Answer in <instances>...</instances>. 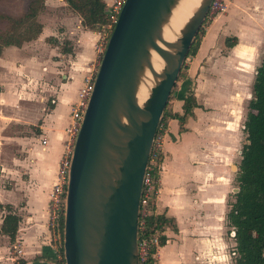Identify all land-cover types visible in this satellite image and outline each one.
Instances as JSON below:
<instances>
[{
    "label": "crops",
    "instance_id": "obj_1",
    "mask_svg": "<svg viewBox=\"0 0 264 264\" xmlns=\"http://www.w3.org/2000/svg\"><path fill=\"white\" fill-rule=\"evenodd\" d=\"M102 1L107 12L114 0ZM43 10L37 38L0 53V205H8L19 218L12 244L0 235V264H16V258L24 264H52L41 258H56L58 238L48 224V194L70 109L98 63L99 32L82 27L62 0H46ZM241 36L247 41L238 49ZM230 37L235 44L226 48L224 40ZM47 38L57 43L49 44ZM252 38L264 39V0H226L169 100L170 113L180 115L182 98L191 91L196 107L182 133L175 119L166 121L154 213L171 219L175 228L163 230L165 243L157 249L154 264H234L232 233L229 238L224 233L229 230L227 200L236 189L231 162L237 135L223 132L219 114L204 105L230 102L231 89L240 83L235 66L243 61L238 71L247 72L252 58L245 57L264 48L259 44L253 50ZM61 41L69 43V54L60 51Z\"/></svg>",
    "mask_w": 264,
    "mask_h": 264
},
{
    "label": "water",
    "instance_id": "obj_2",
    "mask_svg": "<svg viewBox=\"0 0 264 264\" xmlns=\"http://www.w3.org/2000/svg\"><path fill=\"white\" fill-rule=\"evenodd\" d=\"M178 1L124 0L118 13L72 146L57 237L64 264H138L139 196L152 140L211 2L200 0L178 36L165 41ZM151 54L162 61L159 71ZM146 72L153 83L138 104Z\"/></svg>",
    "mask_w": 264,
    "mask_h": 264
},
{
    "label": "trees",
    "instance_id": "obj_3",
    "mask_svg": "<svg viewBox=\"0 0 264 264\" xmlns=\"http://www.w3.org/2000/svg\"><path fill=\"white\" fill-rule=\"evenodd\" d=\"M66 7L80 18L82 27L95 31V29L108 24V16L105 11V4L102 0H62ZM44 0H28L26 13L16 19L0 16L8 20L10 30L0 34V53L8 46L19 47L22 43L35 40L41 32V25L36 20L37 8L44 7ZM24 26V27H23ZM17 30H19L17 32ZM112 30V29H111ZM110 30V32H111ZM47 43H57L53 38H47ZM234 37L226 38L224 46L231 48L235 44ZM199 41L195 36L187 56H193L198 48ZM69 43L61 41L60 51L70 52ZM181 70L177 80L181 77ZM176 80V82H177ZM170 98V97H169ZM169 101V100H168ZM182 114H171L167 107L161 114L159 128L166 130V121L175 119L178 124V132L185 131L186 119L192 117V109L196 107L194 96L187 93L182 98ZM168 103V102H167ZM248 112L242 124L244 143L239 153L237 164L238 177H235L237 191L232 194L233 201L227 203L228 211L225 214V224L232 233L234 247L231 250L234 264H264V58L254 70V77L251 84V98L247 105ZM162 161V154H159L153 162L151 176L153 179V193L150 195L147 204V215L139 226L138 240L157 238L158 248L165 243L163 230L168 227L174 229L171 219L154 213L156 193L158 189V171ZM0 235L5 236L10 244L13 243L19 218L8 205H0ZM58 229L52 233L55 238L56 232L61 233L62 215L57 220ZM59 260L41 258L49 263L58 264L63 262L62 249L54 242ZM157 249L149 248L147 259L142 264H154V255ZM16 264H24L16 258Z\"/></svg>",
    "mask_w": 264,
    "mask_h": 264
},
{
    "label": "built area",
    "instance_id": "obj_4",
    "mask_svg": "<svg viewBox=\"0 0 264 264\" xmlns=\"http://www.w3.org/2000/svg\"><path fill=\"white\" fill-rule=\"evenodd\" d=\"M124 0H114L107 10L106 14L108 16V24L102 26V31L99 32V40L97 45V52L101 56L103 49L105 47L106 41L109 37L110 30L112 29L118 13L122 7ZM225 10V0H211L206 18L212 19L216 15L222 13ZM96 70H93L88 74L80 88L77 91L76 101L73 103L70 113L69 121L64 129L65 139L63 140V149L58 161L56 174L48 194V224L49 226L57 225V220L59 215H63L64 209V198H65V187L67 183V175L70 163V157L72 153V146L80 127V122L82 115L85 111L89 96L93 87V80ZM165 130L159 128L156 129V133L152 140L151 149L148 155L146 167L144 170L141 191L139 196V207H138V218H137V232L139 226L142 225L143 219L147 215V204L150 195L153 193V179L151 176V170L153 169V162L159 154H162V144L163 136ZM46 144L45 139L40 140V145L43 147ZM154 247L158 249L157 238L151 237L150 239H141L136 241V253L138 264H142L146 261L149 248ZM15 249V248H14ZM16 254L19 253L18 250H14ZM63 259V258H62ZM54 260H59V256L56 255ZM58 264H64V262H59Z\"/></svg>",
    "mask_w": 264,
    "mask_h": 264
},
{
    "label": "rangeland",
    "instance_id": "obj_5",
    "mask_svg": "<svg viewBox=\"0 0 264 264\" xmlns=\"http://www.w3.org/2000/svg\"><path fill=\"white\" fill-rule=\"evenodd\" d=\"M45 1L46 0H44V2ZM44 2H43V4H44ZM27 5H28V0H0V16L10 17L11 19H16L18 17H21L26 13ZM225 7H226V0H225ZM43 8L39 9V10L37 8L36 17H35L36 20L40 14H43V12H44ZM210 22H211V19H209V18H205V20L202 22V25L200 26V28L196 34V37H197V40L199 41V43L202 40ZM11 28L12 27L9 24L8 20L0 18V34H2L7 29L10 30ZM102 28L103 27L101 26V27L95 29V31L101 32ZM18 31L19 30H17V32ZM251 40H252L253 50H255L254 49L255 46H257V45L259 46V44H262V45L264 44V39L255 41V38H252ZM246 41L247 40L241 36L240 42L238 44V49L240 47H242ZM198 46H199V44H198ZM223 50H227V49L224 47ZM263 54H264V48H263L261 54H256V55L251 56V57L250 56L245 57L248 59L252 58L251 64H247V65H249L247 72L243 73L241 71H238V69H242V65H244L245 62L241 61L239 64H237L235 66L234 69L240 73L238 75L240 77L239 78L240 83L237 84V86L234 87V89H231V91H230V102L229 103L226 102L225 104L217 105L218 107H214V105H212V104H210V105L205 104L204 105L206 107H209V110H207V111H215L216 114H219L218 123H220L222 125V128L225 127L223 132H225L226 130L231 131L232 133L236 131L237 146L235 148V153H234L235 157L233 158V160L231 162V167H235V169H231V171L233 173L237 171V164L239 161V152H240L241 146L244 143V137H243V134L241 133V128H242V124L245 120V115L248 112L247 105H248V102L251 98L250 77L252 74H254L253 73L254 69L260 64L261 59L263 57ZM190 57L191 56H188L184 60L182 68H181V73H180L181 77H180V79L177 80V82H175L174 88L172 89L171 94H170V98H168V100H170L174 97L173 93H175L177 87L185 79V77H186L185 69L187 67V63H188V60L190 59ZM99 59H100V56L98 57V63H99ZM186 60H187V62H186ZM98 63L94 67V70L97 69ZM187 93H192V92L188 91ZM167 102L168 103H166L165 107H167V110L169 111L170 104H169V101H167ZM45 105L47 107L50 106L49 100H48V103L47 102L45 103ZM33 132L35 133L36 131L34 130ZM233 186H236L235 182L233 183ZM233 192H231V194L228 197V200H227L228 203H231L233 201V199H232V193ZM49 228H50V231L53 232L54 230L58 229V225H53L52 227L49 226ZM227 231L228 230L226 229L225 233H224L225 238H229V234ZM61 232H62V229H61ZM56 237H58L60 239L61 233L56 232L55 238Z\"/></svg>",
    "mask_w": 264,
    "mask_h": 264
},
{
    "label": "bare ground",
    "instance_id": "obj_6",
    "mask_svg": "<svg viewBox=\"0 0 264 264\" xmlns=\"http://www.w3.org/2000/svg\"><path fill=\"white\" fill-rule=\"evenodd\" d=\"M199 2L200 0L178 1L177 5L171 11L167 24L162 30V37L165 41H173L178 36L179 30L198 6ZM151 64L155 71H159L162 67L161 59L155 54H151ZM144 77L136 94L138 104L144 101L148 93L149 85L153 83L151 76L147 72Z\"/></svg>",
    "mask_w": 264,
    "mask_h": 264
}]
</instances>
